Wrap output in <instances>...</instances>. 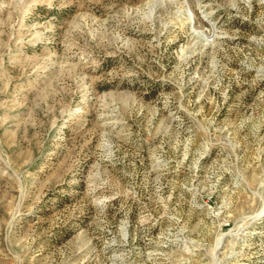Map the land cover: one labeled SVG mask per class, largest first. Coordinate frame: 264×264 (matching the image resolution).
<instances>
[{"label":"rangeland","instance_id":"374dc122","mask_svg":"<svg viewBox=\"0 0 264 264\" xmlns=\"http://www.w3.org/2000/svg\"><path fill=\"white\" fill-rule=\"evenodd\" d=\"M0 264H264V0H0Z\"/></svg>","mask_w":264,"mask_h":264}]
</instances>
